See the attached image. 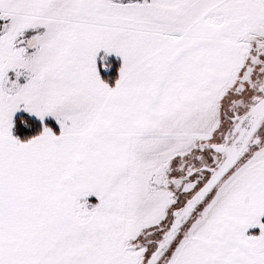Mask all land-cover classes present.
Listing matches in <instances>:
<instances>
[{
	"label": "snow or ice",
	"instance_id": "1",
	"mask_svg": "<svg viewBox=\"0 0 264 264\" xmlns=\"http://www.w3.org/2000/svg\"><path fill=\"white\" fill-rule=\"evenodd\" d=\"M0 264H264V0H0Z\"/></svg>",
	"mask_w": 264,
	"mask_h": 264
}]
</instances>
